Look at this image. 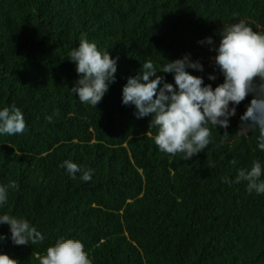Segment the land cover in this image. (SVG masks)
<instances>
[{"label": "trees", "instance_id": "1", "mask_svg": "<svg viewBox=\"0 0 264 264\" xmlns=\"http://www.w3.org/2000/svg\"><path fill=\"white\" fill-rule=\"evenodd\" d=\"M240 20L264 33V0H0V107L15 104L27 125L0 135V184L18 185L0 211L45 236L14 245L0 225V254L39 264L66 236L83 243L92 264H264V195L222 182L256 159L264 164L258 132L236 136L252 96L189 160L160 152L150 117L121 103L122 86L147 60L159 70L189 54L204 70L187 71L215 88L223 77L209 49ZM81 34L117 59L116 80L95 108L70 91L79 77L67 54ZM207 37L213 45L198 43ZM64 159L93 169L92 180L69 178L58 167Z\"/></svg>", "mask_w": 264, "mask_h": 264}, {"label": "clouds", "instance_id": "2", "mask_svg": "<svg viewBox=\"0 0 264 264\" xmlns=\"http://www.w3.org/2000/svg\"><path fill=\"white\" fill-rule=\"evenodd\" d=\"M219 43L210 48L215 55L210 59L218 68L223 82L215 88L205 84L201 76L187 71L203 72L199 61H192L186 54L157 66L147 60L139 74L127 78L122 86L121 103L135 108L136 118L150 117L149 128L155 129L153 142L160 152L184 160L204 152L212 143V129L228 128L229 120L236 115L237 106L249 95L252 96L246 110L240 115L236 136L245 137L258 132L256 149L264 153V33L254 31L240 20L222 27ZM198 43L213 45L211 37ZM67 58L75 65L78 80L70 89L84 105L95 106L116 80L117 59L107 49L101 51L86 34H81L79 43L71 47ZM158 72L170 73L174 83L165 81ZM207 79L217 77L209 74ZM231 105V106H230ZM51 123L53 117L47 116ZM27 130L24 114L15 104L0 107V135H22ZM224 135H228L225 133ZM67 176L83 182L92 180L94 170L78 165L72 159H64L59 165ZM264 164L259 159L250 168H240L234 179L224 177L226 184H246L249 194L264 195ZM18 189L15 181L0 184V210L8 203L9 190ZM9 227L14 245L42 243L45 236L28 219L0 211V225ZM5 239L0 234V240ZM0 264H17L7 255L0 254ZM39 264H92L83 243L75 238L59 236L47 247Z\"/></svg>", "mask_w": 264, "mask_h": 264}]
</instances>
